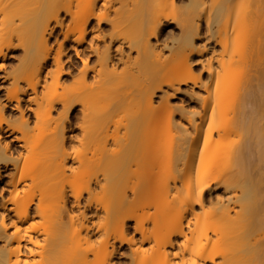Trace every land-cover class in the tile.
<instances>
[{"label": "bare ground", "instance_id": "6f19581e", "mask_svg": "<svg viewBox=\"0 0 264 264\" xmlns=\"http://www.w3.org/2000/svg\"><path fill=\"white\" fill-rule=\"evenodd\" d=\"M0 65V264H264V0H0Z\"/></svg>", "mask_w": 264, "mask_h": 264}, {"label": "rangeland", "instance_id": "374dc122", "mask_svg": "<svg viewBox=\"0 0 264 264\" xmlns=\"http://www.w3.org/2000/svg\"><path fill=\"white\" fill-rule=\"evenodd\" d=\"M183 5V4H182ZM172 27V25L170 24V25H168V26H166V30H169L170 28ZM16 52V51H15ZM76 61V60H75ZM8 62V61H7ZM6 65H5V67L7 66V64L8 63H5ZM3 71H5L4 69H2ZM1 69H0V73H1V71H2ZM3 73V72H2ZM1 73V74H2ZM1 81V80H0ZM183 99V100H182ZM169 101H170V103H172V104H183V105H185L186 107H188V108H190V107H192L191 105H192V103L191 102H189L188 100H187V98H182L181 97V95H179V94H176V95H174V96H171L170 98H169ZM182 101V102H181ZM27 114L29 113L28 111L26 112ZM74 113H72V115H73ZM74 116H76V114L75 115H73V117ZM118 254H116L117 256H116V259L118 260L117 262L119 263V264H127V261H126V256H127V254H126V247L125 246H123V247H121L120 248V250L117 252ZM120 254V255H119ZM119 255V256H118ZM120 261V262H119Z\"/></svg>", "mask_w": 264, "mask_h": 264}, {"label": "snow or ice", "instance_id": "6c2138e0", "mask_svg": "<svg viewBox=\"0 0 264 264\" xmlns=\"http://www.w3.org/2000/svg\"><path fill=\"white\" fill-rule=\"evenodd\" d=\"M84 62H85V64H87V61L86 60ZM0 67H3V65H0ZM193 264H195V262H193Z\"/></svg>", "mask_w": 264, "mask_h": 264}]
</instances>
